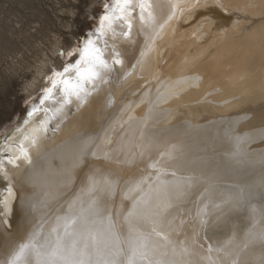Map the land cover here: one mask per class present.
<instances>
[{
	"label": "bare ground",
	"instance_id": "bare-ground-1",
	"mask_svg": "<svg viewBox=\"0 0 264 264\" xmlns=\"http://www.w3.org/2000/svg\"><path fill=\"white\" fill-rule=\"evenodd\" d=\"M130 6L84 103L0 139V264H264V0Z\"/></svg>",
	"mask_w": 264,
	"mask_h": 264
},
{
	"label": "rangeland",
	"instance_id": "rangeland-1",
	"mask_svg": "<svg viewBox=\"0 0 264 264\" xmlns=\"http://www.w3.org/2000/svg\"><path fill=\"white\" fill-rule=\"evenodd\" d=\"M127 8L126 17L133 13L131 6ZM105 12L121 15L115 0H0V139L21 123L35 102L41 115L38 122L58 129L57 119L71 104H64L59 85L50 98L42 91L50 87L46 85L54 71H62L79 58L86 38H92L93 33L101 38L97 29L99 17ZM114 31L105 34L107 50L113 47L111 40L117 39L114 47H118L140 36L128 29V40L126 31ZM93 40L96 43L98 39ZM107 52L103 53L104 60ZM69 75L74 77L75 71L70 70Z\"/></svg>",
	"mask_w": 264,
	"mask_h": 264
},
{
	"label": "snow or ice",
	"instance_id": "snow-or-ice-1",
	"mask_svg": "<svg viewBox=\"0 0 264 264\" xmlns=\"http://www.w3.org/2000/svg\"><path fill=\"white\" fill-rule=\"evenodd\" d=\"M115 7H118L121 13L119 19H124L127 22L125 12L126 8L130 7V0H115ZM144 7V4L141 3V11H143ZM107 8L108 5H105V9ZM128 14L130 15V13ZM105 22H107L110 29L113 22V15L111 13L105 12V14L99 17L98 31L103 32L105 30ZM124 35L127 36L128 33ZM69 55L71 56L73 53H69ZM115 63L119 64L121 61L116 59ZM111 66L103 59L102 50L96 47L92 38L88 37L83 42L79 58L74 63H69L65 66L62 71H54L52 73L50 77L52 86L46 88L44 94H46V98H50L53 89L59 85V91L62 93L64 104H71L73 99H78L81 103H84L81 93L86 92L87 86L99 78L102 70L110 69ZM70 70L75 71L74 77L69 75Z\"/></svg>",
	"mask_w": 264,
	"mask_h": 264
}]
</instances>
